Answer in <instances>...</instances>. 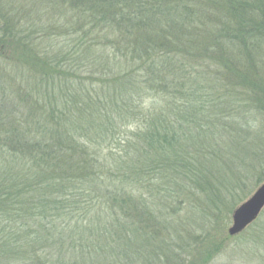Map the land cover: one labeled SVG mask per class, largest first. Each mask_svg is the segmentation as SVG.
I'll use <instances>...</instances> for the list:
<instances>
[{"label":"trees","instance_id":"16d2710c","mask_svg":"<svg viewBox=\"0 0 264 264\" xmlns=\"http://www.w3.org/2000/svg\"><path fill=\"white\" fill-rule=\"evenodd\" d=\"M0 15V152L8 156L0 178L14 183L0 187V209L38 195L29 211L16 205L45 233L16 225L44 253L61 246L59 232L96 226L39 264H182L193 224L178 253L170 244L168 254L144 250L143 240L175 229L161 219L166 212L221 210L222 193L244 185L227 166L206 168L218 156L198 138L213 142L214 132L195 130L187 118L208 110L202 96L212 93L204 83L214 62L217 77L221 71L237 85L225 61L240 57L245 66L264 57V0H0ZM232 119L237 140H249L242 130L250 135L251 126ZM234 239L264 264V210ZM8 256L1 254L3 264Z\"/></svg>","mask_w":264,"mask_h":264},{"label":"rangeland","instance_id":"374dc122","mask_svg":"<svg viewBox=\"0 0 264 264\" xmlns=\"http://www.w3.org/2000/svg\"><path fill=\"white\" fill-rule=\"evenodd\" d=\"M3 1L8 3L9 0ZM63 25H66V23ZM63 27L65 28V26ZM65 30L67 29L65 28ZM75 35L76 33L72 31H69L67 34L70 40L74 38ZM207 37L205 36L206 43L211 45L213 40L211 41L206 39ZM11 58L16 60L15 57ZM231 59L232 61H225V66L227 68H233V71L231 72L230 70L228 74H234V78L236 80L238 79L239 83L237 85L233 83L226 84L224 82L225 80L222 78L223 73L221 71L217 77L216 70L221 69L219 67L220 65L217 64L218 60L217 62L213 61L214 66H211L210 72H208L209 74L207 73L209 78L207 76L204 83V90L212 93L202 96L204 100H206L205 102L208 110L204 111L206 113L203 114V116H192L191 121L188 117L187 121L191 123V127L192 125H196L195 130H212V132H214L213 137L210 138L213 140V142L209 143L203 134L198 138L199 142L204 144L206 143V146L208 144L218 156L216 160L208 162L206 168H210L212 167L211 165L214 166L216 164L227 166L234 173V175L238 174V176H236L242 179L244 185L239 189V187L234 183L233 190L235 191L233 195L231 193H222V198L226 201V203H223V211L222 209L220 210V207L219 209L212 208L211 210L206 209L204 211H202L203 208H201L200 212H197L196 210L195 213L187 209L177 214H171L170 211H168V213L166 212L164 216H161V219L163 220V218H166L167 220L172 221L174 224L173 227H175V229H171V233H168L165 232V230L157 227L159 229L156 230V232L159 233L157 240L154 242L150 240H143L144 250H154L158 248L161 250V252H163V249L165 250V253L168 254V246L170 244V249H174L178 253L179 244L182 246L181 241H183V238H185V226L193 224V228L191 229L193 234L189 235L192 246L191 254L189 250L183 253L182 264H190L193 261L201 264L204 262L202 261L204 258L208 260V262L210 261V264H256L258 262L257 255L254 256L252 251L242 248V246L244 247L241 242L242 240L234 239V236L237 235H230L228 229L232 225V217L231 220H229V218L227 219V212L229 209H232L230 207L233 205L234 200L240 198L238 204L232 209L233 214V211L239 206V204L245 201L264 181V172L262 169V167H264V57L262 56L257 60V62L253 61L252 64L249 63L245 66L243 65L244 63H242L243 60H240V57H237L236 60L234 58ZM203 70L205 72V67ZM239 71L241 72L239 73ZM259 88L261 90H259ZM227 91L228 95H224L222 93ZM220 93L221 95H219ZM197 100L200 106H202L203 103L201 102L204 101L202 99ZM221 101L224 102V104L218 105L217 102ZM210 107L212 108V111H210ZM231 117H233L234 120H237L241 125H247L248 128L251 126L252 130L250 132L252 135L251 133L249 135L247 130H242L243 138L249 139L243 141L245 143L239 142L237 140L238 129L240 126L238 124L235 125L233 121H230ZM229 121L231 122L230 125L228 123ZM227 123L228 127L225 126ZM20 128L24 127L20 125ZM4 157L8 158V156H5L3 149L1 148L0 163ZM1 165L2 164H0V166ZM7 182L12 186V188H14L13 181L7 180L4 182V180H1V178L0 187H2ZM6 199H9V196L4 198L1 202L5 201ZM21 199L22 201L9 200V206L12 207L11 209L17 210L16 212L12 211L11 209H0V211H8L9 214L2 216L0 212V256L1 254H4L6 256L9 255L8 257L12 258L9 261H4L6 264H31L34 263V261H37V264H39L41 262L50 260V256H48V254H50L52 258H57L60 256V251H63L67 248L66 245H70V243L73 244V241H75V243L77 242L78 238L81 237L85 231L84 228H86L88 234L90 232V228L96 230V226L88 223L81 225V231L78 229L81 235L80 233L76 235L74 234L75 232L73 233L69 230H64L61 233L59 232L57 234L56 240L59 236H61V239H63L61 246L59 247L58 245V248L56 249L48 248L47 252L44 253L41 244L38 245L33 244L32 242H27V240L31 239V237L26 239L27 233L25 230H23L24 234L20 235L16 225L24 224L26 230L34 228L39 236H41V233H45L44 226L38 225L35 228L28 218L21 216L19 214L20 208L16 205V203L19 205L22 204L23 208L29 211L31 208L36 207L38 195H35L34 193H29L28 195L24 194ZM147 200L153 201V198L150 196V198H147ZM156 213L159 214V211ZM7 221H9L8 224H6ZM74 226H76L75 223L71 224L68 229H72ZM98 229L102 230L103 226L98 225ZM144 231L145 233H149L152 231V229L145 228ZM83 236H86L85 233ZM215 244H222L223 249L221 248V251L218 249L214 250ZM18 252L24 256H32V252H37V254L33 257L34 261L30 260L27 262L22 260L17 262L13 259V256ZM122 263L123 262L119 261L116 264ZM0 264H3L2 259H0Z\"/></svg>","mask_w":264,"mask_h":264},{"label":"water","instance_id":"95a60500","mask_svg":"<svg viewBox=\"0 0 264 264\" xmlns=\"http://www.w3.org/2000/svg\"><path fill=\"white\" fill-rule=\"evenodd\" d=\"M264 210V181L233 211L230 235H238L252 224Z\"/></svg>","mask_w":264,"mask_h":264}]
</instances>
